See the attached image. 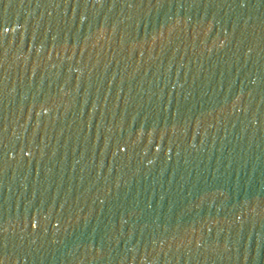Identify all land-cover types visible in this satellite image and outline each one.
<instances>
[{
    "label": "water",
    "instance_id": "water-1",
    "mask_svg": "<svg viewBox=\"0 0 264 264\" xmlns=\"http://www.w3.org/2000/svg\"><path fill=\"white\" fill-rule=\"evenodd\" d=\"M190 0H0V106Z\"/></svg>",
    "mask_w": 264,
    "mask_h": 264
}]
</instances>
